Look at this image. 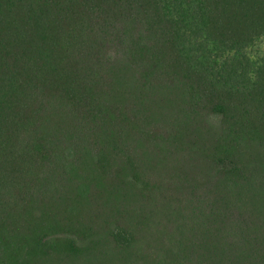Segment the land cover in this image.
Here are the masks:
<instances>
[{
    "label": "trees",
    "instance_id": "1",
    "mask_svg": "<svg viewBox=\"0 0 264 264\" xmlns=\"http://www.w3.org/2000/svg\"><path fill=\"white\" fill-rule=\"evenodd\" d=\"M262 37L264 0H0V264H264Z\"/></svg>",
    "mask_w": 264,
    "mask_h": 264
},
{
    "label": "rangeland",
    "instance_id": "2",
    "mask_svg": "<svg viewBox=\"0 0 264 264\" xmlns=\"http://www.w3.org/2000/svg\"><path fill=\"white\" fill-rule=\"evenodd\" d=\"M248 53L249 55L253 58V59H257L259 56L264 54V37H262L260 40H258L253 46H251L248 49ZM125 235L123 236H118L119 239H123Z\"/></svg>",
    "mask_w": 264,
    "mask_h": 264
}]
</instances>
